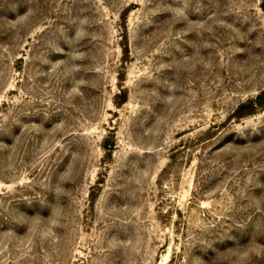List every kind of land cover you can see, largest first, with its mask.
I'll list each match as a JSON object with an SVG mask.
<instances>
[{
	"label": "rangeland",
	"instance_id": "374dc122",
	"mask_svg": "<svg viewBox=\"0 0 264 264\" xmlns=\"http://www.w3.org/2000/svg\"><path fill=\"white\" fill-rule=\"evenodd\" d=\"M0 264H264V0H0Z\"/></svg>",
	"mask_w": 264,
	"mask_h": 264
}]
</instances>
